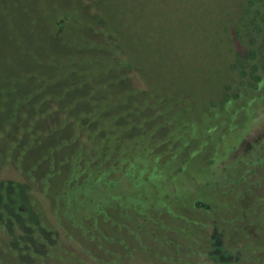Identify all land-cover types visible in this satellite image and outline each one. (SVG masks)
Listing matches in <instances>:
<instances>
[{
  "label": "rangeland",
  "instance_id": "obj_1",
  "mask_svg": "<svg viewBox=\"0 0 264 264\" xmlns=\"http://www.w3.org/2000/svg\"><path fill=\"white\" fill-rule=\"evenodd\" d=\"M248 2L104 0V13H112L110 28L98 25L100 32L105 30L104 40L95 43L96 51L85 47L79 53L87 57L70 58L68 63L49 43L35 55L22 52L19 42L15 57L0 55V75L10 74L4 63L13 70L9 84L0 85V221L8 225L14 219L22 227V240L36 253L31 264H40L41 256L48 264H264V221L243 225L254 246L233 250L221 229L210 224L193 225L189 236L181 231L186 220L163 212L159 216L164 225L154 227L116 201L122 191L110 181L122 170L154 174L155 150L173 162L174 171L181 170L193 182L204 180L201 166L189 158L197 141L185 144L187 151L174 137H159L155 131L150 135L141 126L129 128L127 119H113L121 111L105 99L110 92L126 98L121 106L139 113L152 112L147 104L154 98L169 122L178 123L186 115L217 129L214 149L220 154L237 156L264 136V120L254 123L236 98L233 31ZM53 8L43 11L49 25L58 17ZM57 27L52 37L71 36L76 30L63 19ZM85 28L88 31L78 33L94 32ZM86 60L97 65L85 69ZM98 74L115 75L109 93L94 78ZM86 80L92 85H85L83 92ZM261 90L264 94V84ZM38 135L44 142L40 145L48 148L44 156L34 158L44 148L34 143ZM212 153L208 157L214 158ZM250 187L252 197L261 199L256 210L264 214V181ZM122 189L126 198L135 194L127 184ZM179 190L186 187L180 185ZM54 193L72 199L91 217L83 226L71 216L64 226L54 217L45 224L41 212L50 216L61 209ZM136 195L127 201L146 211L151 204L148 194L136 189ZM201 209L196 203L189 210ZM190 211V220L207 221L206 215L194 217ZM231 240L241 237L235 233Z\"/></svg>",
  "mask_w": 264,
  "mask_h": 264
},
{
  "label": "trees",
  "instance_id": "obj_2",
  "mask_svg": "<svg viewBox=\"0 0 264 264\" xmlns=\"http://www.w3.org/2000/svg\"><path fill=\"white\" fill-rule=\"evenodd\" d=\"M44 6L48 11L54 7V13H57L58 16L50 25L43 16V11L47 12ZM95 10L97 12H94ZM109 14L112 15L110 10ZM109 14L107 11L104 13V0H0V55L9 53L15 57L18 51L15 45L16 42H19L23 46L22 52L27 50L36 55L38 52L44 51L45 43H49L53 47H58L55 49H60L61 58L68 59L67 62L70 58L82 57L84 55L79 53H82L85 47L96 51L95 43L104 40L101 35L103 32L105 34V30L100 32L99 27L104 24V29L110 28L108 25ZM61 19L65 23H70L76 30L71 36L60 34L61 36H56L57 38L52 37L50 33L57 35V24ZM238 25L233 31L237 54L235 65L236 98L244 104V111L250 119L254 123H258L264 120V94L261 90L264 84V0H249L243 20ZM85 27L91 28L94 32H86V35L78 33L82 28L88 31ZM6 39L8 42L3 44ZM4 45H10L11 50ZM54 52L48 51L52 55H58ZM4 64L10 74L0 75V85L6 86L9 84L7 81L13 70L6 63ZM83 65L85 69L87 67L93 69L92 66L95 67L97 64L86 60ZM23 70L24 68H22ZM92 72L97 74L95 71ZM112 76L110 78L98 74L94 78L103 84V91L109 93V89L113 90L112 87L115 84ZM82 85H84L82 88L84 92L86 91L85 85L89 87L92 84L86 80L82 82ZM110 94H107L105 99H108V103L112 102L113 105L118 106L116 107L117 111H121L119 116L112 115L113 119H127L131 123L128 125L129 128L138 129L141 126V130L150 135L158 132L159 137H174L178 143L184 145L185 150H187L185 144L197 141L198 146L189 158L201 166L204 176V180L197 178L193 182L181 170L174 171L172 169L173 162L158 155V151L155 150L156 155L154 156L157 161L153 163L154 174L144 175L137 171L122 170L116 179L110 180L122 191V199L116 201L124 204L133 215L136 214L147 222L154 223V227L160 228V225H164V220L159 215L167 212L174 220L187 221L188 224L184 225L181 230L186 235H193V225L210 224L221 229L223 238L229 240L227 241L233 250L244 251L246 247L254 246L251 239L247 241L243 225L255 224L254 221L257 223L264 221V214L256 210V205L260 203L261 199L252 197L253 187H250L258 186L264 181V136L248 151L241 152L237 156H231L228 153L220 154L214 149L217 137L220 135L217 129L186 115L181 116L178 123L169 122L163 107L154 98H150V102L147 104V108L152 112L139 113L133 108L121 106L123 104L121 101L126 98L115 97L111 92ZM106 110L108 109L106 108ZM38 136V140L34 143L40 145L43 138L41 135ZM43 144L44 142L41 145ZM46 148L48 145L36 153L34 158L44 156ZM210 153L214 155V158L208 157ZM10 155L9 153L8 156ZM146 157L152 160L150 156ZM208 166L209 168H207ZM131 168L135 169V166L131 164ZM125 184L135 191V194L127 197L128 199L132 200L135 196H139L136 195V189L144 190L148 194L146 197L151 204L146 211L140 210L137 204L127 201L122 189ZM180 185L186 187V191L180 192ZM44 189L53 192V188ZM54 194L61 209H55V211H59L50 216H45L40 211L41 219L45 224L54 217V220L64 226L65 220L71 216L83 226L86 219L91 217L81 205L72 199L63 197L60 193ZM170 200L176 203L172 204ZM196 203L202 206L203 210H199L201 212L189 210L195 208ZM172 205L175 209H171ZM34 209L38 210L37 205ZM187 211H190L194 217L200 215L204 218L206 215L208 219L207 221H200L197 218L190 220ZM252 213L255 215L253 216ZM21 229L22 227L14 219L12 222H8V225L6 222L0 221V264H31L32 258L35 257L33 254L36 253L32 251L30 243L22 240ZM235 233H238L241 240H231V235ZM53 254L52 252V256L55 258H60L58 254ZM40 258V264H48L45 256Z\"/></svg>",
  "mask_w": 264,
  "mask_h": 264
}]
</instances>
